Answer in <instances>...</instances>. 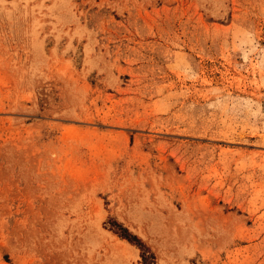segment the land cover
<instances>
[{"label": "rangeland", "instance_id": "1", "mask_svg": "<svg viewBox=\"0 0 264 264\" xmlns=\"http://www.w3.org/2000/svg\"><path fill=\"white\" fill-rule=\"evenodd\" d=\"M0 264H264V0H0Z\"/></svg>", "mask_w": 264, "mask_h": 264}, {"label": "trees", "instance_id": "2", "mask_svg": "<svg viewBox=\"0 0 264 264\" xmlns=\"http://www.w3.org/2000/svg\"><path fill=\"white\" fill-rule=\"evenodd\" d=\"M123 230H125V229H123ZM124 237H126V238H128V239H130V240H131V239H134V238H132L130 235H127V236L124 235Z\"/></svg>", "mask_w": 264, "mask_h": 264}]
</instances>
